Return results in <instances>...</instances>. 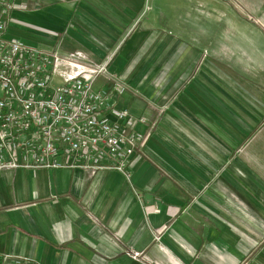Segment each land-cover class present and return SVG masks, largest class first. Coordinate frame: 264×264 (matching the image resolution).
I'll return each mask as SVG.
<instances>
[{
	"label": "crops",
	"instance_id": "0c3cea01",
	"mask_svg": "<svg viewBox=\"0 0 264 264\" xmlns=\"http://www.w3.org/2000/svg\"><path fill=\"white\" fill-rule=\"evenodd\" d=\"M14 2L7 36L79 53L81 63L110 59L107 72L124 80L184 1ZM176 48L171 67L189 71L195 50L181 61ZM251 59L264 67L259 52ZM199 67L159 107L127 87L120 101L150 130L145 153L128 161L129 180L116 170H0V254L29 264H263L242 262L263 233L264 84L260 75L231 81L216 60Z\"/></svg>",
	"mask_w": 264,
	"mask_h": 264
},
{
	"label": "built area",
	"instance_id": "2783aa9c",
	"mask_svg": "<svg viewBox=\"0 0 264 264\" xmlns=\"http://www.w3.org/2000/svg\"><path fill=\"white\" fill-rule=\"evenodd\" d=\"M14 6L0 0V170H116L129 180L128 161L145 153L150 130L120 101L125 81L107 72L110 59L81 63L79 53L7 36ZM0 264L29 260L1 253Z\"/></svg>",
	"mask_w": 264,
	"mask_h": 264
},
{
	"label": "rangeland",
	"instance_id": "374dc122",
	"mask_svg": "<svg viewBox=\"0 0 264 264\" xmlns=\"http://www.w3.org/2000/svg\"><path fill=\"white\" fill-rule=\"evenodd\" d=\"M182 1H184L183 4H178L174 9L177 21H168L163 17L165 20L162 23L163 28L157 31L155 38L141 55V60L136 62L135 67L142 62L141 71L127 73L124 79L125 84L127 87L133 86V89H128L134 95L142 93L149 96L153 100L152 104L159 107L158 103L164 93L172 94L175 91L174 83L181 79L184 84L188 78L200 71L199 66L202 59L216 60L222 68H227L230 73H233L232 77L228 75L231 81H236L239 77L243 85L245 83L248 85L254 82L257 75H260V79H257L264 84V67L251 59L254 52H259L264 57V0ZM176 45L179 46L178 55L181 56V61L188 53L186 51L183 54L182 50L188 48L195 50L193 53L192 51L188 53L189 58H194L196 61L189 71L186 68L171 67L170 50L172 49L176 54ZM162 60L165 65L170 63L167 65L168 69L155 68V64L161 63ZM250 67L258 69V72ZM128 79L131 80V84H128ZM59 81H61L60 78L55 76L53 83ZM163 81L167 83L165 88L161 85ZM97 83L95 84L98 85ZM176 87V89L179 88L178 85ZM231 88L234 89L235 86L231 85ZM228 94L231 97V105L236 104L237 97L232 94V91ZM170 104L168 101L167 106ZM255 217L257 226L263 230V233L258 242L243 257L242 263L252 258L264 264V253L262 252L264 249V220L258 219L257 215Z\"/></svg>",
	"mask_w": 264,
	"mask_h": 264
}]
</instances>
